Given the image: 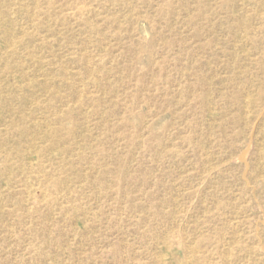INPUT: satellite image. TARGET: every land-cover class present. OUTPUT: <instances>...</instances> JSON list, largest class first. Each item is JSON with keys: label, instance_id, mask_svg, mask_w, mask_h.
<instances>
[{"label": "rangeland", "instance_id": "374dc122", "mask_svg": "<svg viewBox=\"0 0 264 264\" xmlns=\"http://www.w3.org/2000/svg\"><path fill=\"white\" fill-rule=\"evenodd\" d=\"M0 264H264V0H0Z\"/></svg>", "mask_w": 264, "mask_h": 264}]
</instances>
